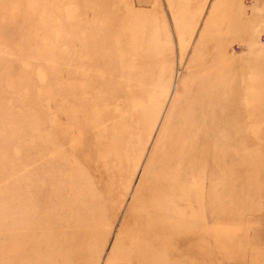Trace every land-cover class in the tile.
<instances>
[{"label": "rangeland", "instance_id": "374dc122", "mask_svg": "<svg viewBox=\"0 0 264 264\" xmlns=\"http://www.w3.org/2000/svg\"><path fill=\"white\" fill-rule=\"evenodd\" d=\"M263 35L264 0H0V264H264Z\"/></svg>", "mask_w": 264, "mask_h": 264}, {"label": "built area", "instance_id": "2783aa9c", "mask_svg": "<svg viewBox=\"0 0 264 264\" xmlns=\"http://www.w3.org/2000/svg\"><path fill=\"white\" fill-rule=\"evenodd\" d=\"M260 42L263 44L264 46V35L260 38Z\"/></svg>", "mask_w": 264, "mask_h": 264}, {"label": "bare ground", "instance_id": "6f19581e", "mask_svg": "<svg viewBox=\"0 0 264 264\" xmlns=\"http://www.w3.org/2000/svg\"><path fill=\"white\" fill-rule=\"evenodd\" d=\"M196 121V120H195ZM182 127V126H181ZM183 128V127H182ZM191 134V133H190ZM176 136V135H175ZM177 138V137H176ZM192 141H193V139H192ZM172 145V144H171ZM189 157V156H188Z\"/></svg>", "mask_w": 264, "mask_h": 264}]
</instances>
